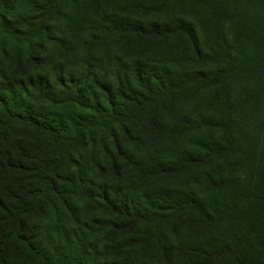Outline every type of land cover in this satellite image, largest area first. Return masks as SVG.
I'll return each mask as SVG.
<instances>
[{
  "label": "trees",
  "instance_id": "trees-1",
  "mask_svg": "<svg viewBox=\"0 0 264 264\" xmlns=\"http://www.w3.org/2000/svg\"><path fill=\"white\" fill-rule=\"evenodd\" d=\"M172 1L0 0V264H214L223 252L192 238L226 219L255 241L239 264H264V83H245L264 82V10L219 3L240 52H259L211 56L183 19L158 18ZM210 90L230 133L198 143L185 110ZM243 106L263 124L229 141ZM231 156L251 183L211 210L198 188Z\"/></svg>",
  "mask_w": 264,
  "mask_h": 264
},
{
  "label": "rangeland",
  "instance_id": "rangeland-1",
  "mask_svg": "<svg viewBox=\"0 0 264 264\" xmlns=\"http://www.w3.org/2000/svg\"><path fill=\"white\" fill-rule=\"evenodd\" d=\"M221 2L226 3L230 12L238 9H247L248 12L259 13L264 10L262 3L256 8L248 5L250 0H174L169 3L165 10L158 16L162 20L172 18H181L186 25L193 28L201 50L209 53L212 56L220 52L218 45L224 44V51L227 56H242L246 55L248 59L253 57L259 51H256L257 45L251 42L242 41L243 49L240 52V43L234 39L233 22L228 19L226 12H217V5ZM7 36L0 34V54L8 48ZM9 45V44H8ZM223 50V49H222ZM2 55H0V58ZM248 85H262V80H247ZM5 85L1 81L0 87ZM247 86V85H246ZM202 94V93H201ZM215 90H210L197 96L189 103L185 110L187 118H191L193 125L199 124L200 130L194 135L187 137L199 143V140L204 143H215L222 139V134L225 136L230 133V130L225 133L219 130V111L218 104L213 96ZM20 101H33L30 98L17 95ZM242 103L241 98L237 97L232 103L233 111ZM240 116L231 121V136L229 141L240 139L241 137L249 138L253 135L251 132L255 127H261L263 122L259 116L251 112L243 106L242 112L238 110ZM254 115V116H253ZM227 117V116H225ZM212 126V127H211ZM211 127V128H210ZM244 133V136L242 135ZM243 141V140H242ZM245 141V140H244ZM89 166H87L88 168ZM252 171L251 164H248L246 158L243 160L240 156H231L217 158L212 162L207 173L209 175L204 179L199 186V195L201 200L208 205L211 210L219 209L228 211L236 205L242 203L247 192V187L251 183ZM232 188L238 192H232ZM243 191V192H242ZM222 225L212 228L207 232L199 233L192 238L194 243L212 248L223 252V256L214 264H239L238 247L245 244L254 245L255 241L251 234L239 222H233L232 219H226ZM254 249V248H253ZM68 264H72L68 262Z\"/></svg>",
  "mask_w": 264,
  "mask_h": 264
}]
</instances>
